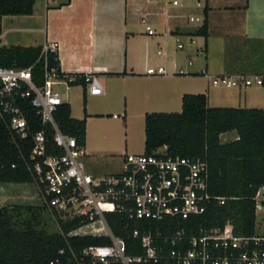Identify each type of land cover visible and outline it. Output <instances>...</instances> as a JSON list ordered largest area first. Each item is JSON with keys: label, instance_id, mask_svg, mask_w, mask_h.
Returning <instances> with one entry per match:
<instances>
[{"label": "crops", "instance_id": "crops-1", "mask_svg": "<svg viewBox=\"0 0 264 264\" xmlns=\"http://www.w3.org/2000/svg\"><path fill=\"white\" fill-rule=\"evenodd\" d=\"M205 4L206 48L203 37L192 35L200 25L191 26L185 17L201 13L193 8L194 0L175 7L153 0H35L31 15L2 17L0 45L52 43L60 72L70 81L84 74L98 77L99 96L88 95L82 84L57 89L70 116L85 118L86 171L108 176L123 172L126 154L144 153L145 114L178 111L184 94H204L210 107L264 109V88L213 84L238 75H264V0H203ZM146 26L154 35L146 33ZM135 119L143 120L139 144L132 130ZM219 138L229 143L237 134Z\"/></svg>", "mask_w": 264, "mask_h": 264}, {"label": "built area", "instance_id": "built-area-1", "mask_svg": "<svg viewBox=\"0 0 264 264\" xmlns=\"http://www.w3.org/2000/svg\"><path fill=\"white\" fill-rule=\"evenodd\" d=\"M166 5L180 6V0H153ZM199 14H187L188 23H203V0H194ZM146 33L154 30L146 26ZM177 48H182L177 44ZM56 51L52 43L41 46L40 58L44 60L40 84L33 80L32 67H0V116L9 118V126L21 139L29 135V127L16 99L29 100L42 124L53 131V148L61 153H48L44 131L32 137L30 157L34 161L31 171L40 206L51 216L60 233L57 218L64 223L77 221L67 237L99 238L107 243L92 245L76 253L69 250L73 264H264V235H235L231 230L199 229L189 234L185 229L174 230L163 238L153 235L137 225L138 222H161L165 219L187 221L203 216L208 206L223 198L208 193V167L200 158L171 157L165 148L153 154H126L123 172L108 176H93L86 171L83 147L75 137L60 131L54 113L63 104L58 86L68 85L70 77L48 68L46 54ZM159 68L157 73H162ZM149 75L154 72L148 70ZM87 94L99 96L102 86L95 74L82 75ZM213 84L231 87L264 88V75L242 76L214 80ZM21 185V184H18ZM23 186L27 184H22ZM255 201V213L262 206ZM109 215L123 219V229L130 230V237L141 248L140 254H130L128 239L115 236L108 222ZM161 240L168 246L164 250L157 244ZM60 255L64 252L61 250Z\"/></svg>", "mask_w": 264, "mask_h": 264}, {"label": "trees", "instance_id": "trees-1", "mask_svg": "<svg viewBox=\"0 0 264 264\" xmlns=\"http://www.w3.org/2000/svg\"><path fill=\"white\" fill-rule=\"evenodd\" d=\"M34 4L35 0H0V33L2 17L31 15ZM207 10L205 4L203 23L192 32V35L205 39V48ZM40 52L41 46L0 45V67L33 66V80L40 84L44 67ZM46 60L48 68L60 72L57 51L48 52ZM78 84L86 86L82 76L68 82V85ZM16 105L27 121L29 135L21 139L11 130L8 116H0V183L34 184L37 179L31 171L34 161L30 157L33 135L44 131L48 140V153L61 151L54 150L51 142L52 128L42 124L30 101L17 98ZM54 121L62 133L75 137L78 145H84L85 118H72L67 103L58 106ZM228 132H235L237 139L222 144L219 137ZM144 137V154L150 155L165 148L167 156L202 159L208 167V193L214 198H223L224 203L214 201L203 216L187 221L165 219L150 225L142 221L137 223L139 227L161 238L177 229L197 234L200 228L231 230L241 236L255 234V197L259 189L264 187V109L210 107L206 95L184 94L181 98V112L145 114ZM32 207L45 210L42 206H30L26 210H34ZM8 212L0 208V264H73L69 250L78 253L87 246L107 243V240L99 238L67 237L66 234L75 228L77 221L64 223L57 218L60 233H49L34 227L37 217L30 222L21 220L15 223ZM108 222L115 236L128 239L130 254L142 252L137 242L129 238L130 230L123 229L121 217L109 215ZM157 244L168 250V246L163 245L161 240ZM61 250L63 255L59 254Z\"/></svg>", "mask_w": 264, "mask_h": 264}, {"label": "rangeland", "instance_id": "rangeland-1", "mask_svg": "<svg viewBox=\"0 0 264 264\" xmlns=\"http://www.w3.org/2000/svg\"><path fill=\"white\" fill-rule=\"evenodd\" d=\"M190 14L197 13L192 11ZM189 24L191 26H196L199 23ZM253 60L256 62L255 58ZM223 90H225L226 93L235 92L233 89ZM179 112H181V108L174 113ZM132 130L136 143H141V136L143 135V120L135 119L132 125ZM119 138L118 145L121 147L125 144V132H123V136L120 133ZM260 191L261 196L259 200H262L264 199V188ZM30 206H40V198L34 184L23 186L22 184L0 183V208H5L9 211L8 213L12 217L13 222L18 223L21 220L30 222L32 218L37 217V220L34 222L35 224L33 223L37 230H44L49 233L58 232L56 224L53 222L47 211H40L33 207L34 210L27 211L26 209ZM16 208H20L21 210L17 211ZM255 233L264 235V207L262 210L256 212Z\"/></svg>", "mask_w": 264, "mask_h": 264}]
</instances>
